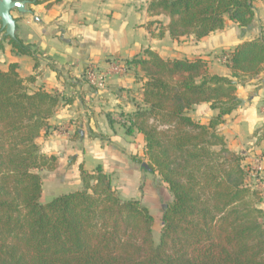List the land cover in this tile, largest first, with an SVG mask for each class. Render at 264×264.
I'll return each instance as SVG.
<instances>
[{
	"label": "trees",
	"instance_id": "obj_1",
	"mask_svg": "<svg viewBox=\"0 0 264 264\" xmlns=\"http://www.w3.org/2000/svg\"><path fill=\"white\" fill-rule=\"evenodd\" d=\"M255 1L147 0V11L169 18L159 37L168 31L173 39L200 40L227 19L250 26ZM4 42L37 60L38 49L6 36L0 21L1 49ZM226 54L231 77L211 73L201 56L163 58L145 48L125 60L145 78L127 132L143 134L147 163L173 197L158 242L149 208L121 197L101 165L87 170L81 163V189L41 202L40 171L55 169L58 158L43 153L38 139L58 129L49 120L65 98L31 89L37 75L21 76L16 62L0 68V264H264L262 191L249 183L244 155L230 150L218 130L240 104L237 84L264 71V36ZM204 102L217 110L207 124L190 114Z\"/></svg>",
	"mask_w": 264,
	"mask_h": 264
},
{
	"label": "crops",
	"instance_id": "obj_2",
	"mask_svg": "<svg viewBox=\"0 0 264 264\" xmlns=\"http://www.w3.org/2000/svg\"><path fill=\"white\" fill-rule=\"evenodd\" d=\"M49 3V7L46 3H28L27 12L17 8L11 11L17 37L37 46V60L15 53L8 42L0 48L2 70L16 62L21 76L37 75L31 89L43 86L65 98L49 120L58 129H49L38 139L43 153L58 158L55 169L40 171L44 175L41 202L81 189V163L87 170L101 165L125 199H142L141 187L150 184L149 174H158L143 165L148 162L143 134L127 132L129 121L124 118L142 104L145 78L138 67H128L126 59L145 48L163 58L201 56L209 60L211 73L231 77L232 69L221 59V54L232 52L244 41L264 36V0L255 1V17L250 26L240 27L227 19L223 29L200 40L192 35L173 39L168 31L159 37L160 27H166L169 18L149 15L147 0H51ZM150 21L160 23L155 22L149 30ZM24 63L28 74L21 72ZM116 63L124 64L126 69L115 71ZM90 69L105 74L104 88L90 84ZM236 94L240 104L225 116L218 130L225 136L230 150L244 155L248 181L261 189L262 200L257 205L264 209V71L259 78L237 84ZM241 100L245 101L244 105ZM190 114L207 124L217 110L204 102L196 105Z\"/></svg>",
	"mask_w": 264,
	"mask_h": 264
},
{
	"label": "rangeland",
	"instance_id": "obj_3",
	"mask_svg": "<svg viewBox=\"0 0 264 264\" xmlns=\"http://www.w3.org/2000/svg\"><path fill=\"white\" fill-rule=\"evenodd\" d=\"M35 48H37L36 45H34ZM225 57L224 55L221 56ZM22 74H28V67L27 64L24 63L22 69H21ZM124 119L127 120V118L125 117ZM42 177H44V175H42ZM149 181L150 184L149 185H142L143 187H141L142 189V196L140 199L141 202L146 205L149 210L151 211V213L153 214L154 218H155V222H154V226H153V235L155 238V242L159 241V233L161 231L162 228V216H163V212L167 206V204H169L172 200L173 197L168 189V186L166 183H164L161 179L159 174H154L151 173L149 174ZM253 188H257L256 184L255 185H251ZM259 189V188H258ZM119 194V193H118ZM120 195V194H119ZM121 196V195H120Z\"/></svg>",
	"mask_w": 264,
	"mask_h": 264
},
{
	"label": "water",
	"instance_id": "obj_4",
	"mask_svg": "<svg viewBox=\"0 0 264 264\" xmlns=\"http://www.w3.org/2000/svg\"><path fill=\"white\" fill-rule=\"evenodd\" d=\"M28 3H30L29 0H0V21L6 36H10L14 39L17 38L16 21L11 11L17 8L21 12H27L26 6ZM241 104L244 105L245 101L241 100ZM143 165L147 169H150L147 163H143Z\"/></svg>",
	"mask_w": 264,
	"mask_h": 264
},
{
	"label": "built area",
	"instance_id": "obj_5",
	"mask_svg": "<svg viewBox=\"0 0 264 264\" xmlns=\"http://www.w3.org/2000/svg\"><path fill=\"white\" fill-rule=\"evenodd\" d=\"M222 60L224 62H227L229 60V55H225V57H222ZM113 68L117 72L124 71L126 69V66L121 63H116L113 65ZM105 74H97L94 70L90 69L88 72V80L92 86L98 87V88H104L105 86ZM249 172V171H248Z\"/></svg>",
	"mask_w": 264,
	"mask_h": 264
}]
</instances>
